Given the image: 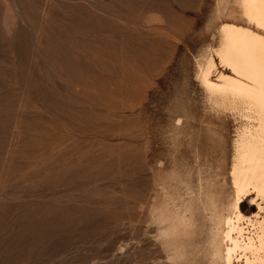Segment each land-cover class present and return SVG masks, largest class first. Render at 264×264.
<instances>
[{
	"label": "rangeland",
	"instance_id": "1",
	"mask_svg": "<svg viewBox=\"0 0 264 264\" xmlns=\"http://www.w3.org/2000/svg\"><path fill=\"white\" fill-rule=\"evenodd\" d=\"M223 22L237 0H0V264H223Z\"/></svg>",
	"mask_w": 264,
	"mask_h": 264
},
{
	"label": "bare ground",
	"instance_id": "2",
	"mask_svg": "<svg viewBox=\"0 0 264 264\" xmlns=\"http://www.w3.org/2000/svg\"><path fill=\"white\" fill-rule=\"evenodd\" d=\"M237 3L248 25L234 22L220 24V42L214 50L225 68L217 71L215 58L210 55L200 69V79L219 102H235L243 111L232 161L234 197L230 200L228 209L225 208L226 213L215 217L223 223V264H264V2L237 0ZM247 198H250V204L256 205L258 210L253 211L250 216L241 209L242 202ZM192 214L187 215L193 217ZM189 224L187 226H191ZM169 237L172 238V235ZM179 249L180 247L176 251ZM218 251L220 256L221 249Z\"/></svg>",
	"mask_w": 264,
	"mask_h": 264
},
{
	"label": "snow or ice",
	"instance_id": "3",
	"mask_svg": "<svg viewBox=\"0 0 264 264\" xmlns=\"http://www.w3.org/2000/svg\"><path fill=\"white\" fill-rule=\"evenodd\" d=\"M262 2H264V0H262Z\"/></svg>",
	"mask_w": 264,
	"mask_h": 264
}]
</instances>
